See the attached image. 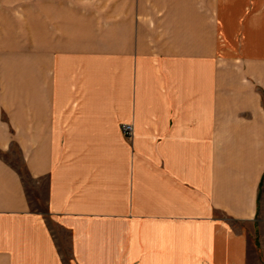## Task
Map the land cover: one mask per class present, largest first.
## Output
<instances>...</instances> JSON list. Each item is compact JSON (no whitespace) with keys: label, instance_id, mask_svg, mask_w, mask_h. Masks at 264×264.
Instances as JSON below:
<instances>
[{"label":"crops","instance_id":"1","mask_svg":"<svg viewBox=\"0 0 264 264\" xmlns=\"http://www.w3.org/2000/svg\"><path fill=\"white\" fill-rule=\"evenodd\" d=\"M31 4L0 12V264H264V0Z\"/></svg>","mask_w":264,"mask_h":264},{"label":"rangeland","instance_id":"2","mask_svg":"<svg viewBox=\"0 0 264 264\" xmlns=\"http://www.w3.org/2000/svg\"><path fill=\"white\" fill-rule=\"evenodd\" d=\"M7 1H9V3H7ZM31 1L32 0H0V12L2 13V11L5 12L17 11L16 12L17 15L22 14L25 10H28L29 7L32 6ZM112 1L113 0H73L74 6L82 5L83 7L88 8L90 14H95L97 9H102V8L107 9L111 7ZM0 23L7 24L8 20L2 19L0 20ZM22 37L23 36H21V38ZM25 38L31 44L32 42L31 34Z\"/></svg>","mask_w":264,"mask_h":264},{"label":"built area","instance_id":"3","mask_svg":"<svg viewBox=\"0 0 264 264\" xmlns=\"http://www.w3.org/2000/svg\"><path fill=\"white\" fill-rule=\"evenodd\" d=\"M123 133L127 138H132L134 134L133 126L132 125H125L123 127Z\"/></svg>","mask_w":264,"mask_h":264}]
</instances>
